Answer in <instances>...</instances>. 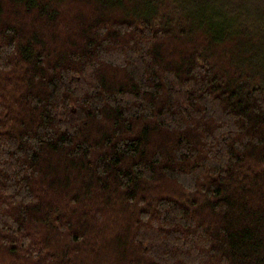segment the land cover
Masks as SVG:
<instances>
[{
  "label": "trees",
  "instance_id": "trees-1",
  "mask_svg": "<svg viewBox=\"0 0 264 264\" xmlns=\"http://www.w3.org/2000/svg\"><path fill=\"white\" fill-rule=\"evenodd\" d=\"M0 0V264H264V11Z\"/></svg>",
  "mask_w": 264,
  "mask_h": 264
},
{
  "label": "rangeland",
  "instance_id": "rangeland-1",
  "mask_svg": "<svg viewBox=\"0 0 264 264\" xmlns=\"http://www.w3.org/2000/svg\"><path fill=\"white\" fill-rule=\"evenodd\" d=\"M243 2L246 7H252V10L254 12L256 11L257 14L261 13V11H264V0H244Z\"/></svg>",
  "mask_w": 264,
  "mask_h": 264
}]
</instances>
